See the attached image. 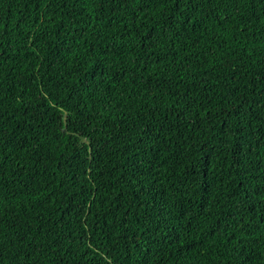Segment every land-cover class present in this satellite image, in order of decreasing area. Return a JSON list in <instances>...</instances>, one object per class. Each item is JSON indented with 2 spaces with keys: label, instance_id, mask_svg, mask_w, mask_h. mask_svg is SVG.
Returning a JSON list of instances; mask_svg holds the SVG:
<instances>
[{
  "label": "trees",
  "instance_id": "obj_1",
  "mask_svg": "<svg viewBox=\"0 0 264 264\" xmlns=\"http://www.w3.org/2000/svg\"><path fill=\"white\" fill-rule=\"evenodd\" d=\"M0 264H264V0H0Z\"/></svg>",
  "mask_w": 264,
  "mask_h": 264
}]
</instances>
